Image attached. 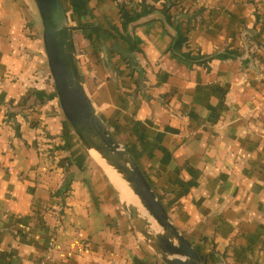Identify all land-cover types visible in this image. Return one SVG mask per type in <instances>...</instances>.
I'll use <instances>...</instances> for the list:
<instances>
[{
    "label": "crops",
    "instance_id": "1",
    "mask_svg": "<svg viewBox=\"0 0 264 264\" xmlns=\"http://www.w3.org/2000/svg\"><path fill=\"white\" fill-rule=\"evenodd\" d=\"M173 1L62 0L84 87L205 264H264V0ZM32 3L0 0V264H163L69 127Z\"/></svg>",
    "mask_w": 264,
    "mask_h": 264
},
{
    "label": "water",
    "instance_id": "2",
    "mask_svg": "<svg viewBox=\"0 0 264 264\" xmlns=\"http://www.w3.org/2000/svg\"><path fill=\"white\" fill-rule=\"evenodd\" d=\"M33 1L41 19L43 42L61 111L78 141L105 172L134 231L166 264H205L174 224L134 157L89 98L62 0ZM121 182L129 195L121 189Z\"/></svg>",
    "mask_w": 264,
    "mask_h": 264
},
{
    "label": "rangeland",
    "instance_id": "3",
    "mask_svg": "<svg viewBox=\"0 0 264 264\" xmlns=\"http://www.w3.org/2000/svg\"><path fill=\"white\" fill-rule=\"evenodd\" d=\"M33 5H34V3H32ZM34 10H36L37 11V16H38V22H39V24L41 25V19H40V16H39V13H38V10H37V7H36V5L34 6ZM100 168V167H99ZM101 169V168H100ZM103 172V174H104V171H102ZM118 202H119V200H118ZM119 204H120V202H119ZM121 205V204H120ZM121 207H122V209L125 211V214H126V217L129 219V215H128V213L126 212V210L123 208V206L121 205ZM142 242V241H141ZM145 245V244H144ZM160 262H162V261H160ZM163 264H165L164 262H162Z\"/></svg>",
    "mask_w": 264,
    "mask_h": 264
},
{
    "label": "trees",
    "instance_id": "4",
    "mask_svg": "<svg viewBox=\"0 0 264 264\" xmlns=\"http://www.w3.org/2000/svg\"><path fill=\"white\" fill-rule=\"evenodd\" d=\"M165 9H169L174 5V1L173 0H165Z\"/></svg>",
    "mask_w": 264,
    "mask_h": 264
},
{
    "label": "bare ground",
    "instance_id": "5",
    "mask_svg": "<svg viewBox=\"0 0 264 264\" xmlns=\"http://www.w3.org/2000/svg\"><path fill=\"white\" fill-rule=\"evenodd\" d=\"M119 184L121 185V189H123V190H124L125 192H127V194L129 195V193H130V192H129V190H128V189H126V187H125L124 183H123V182H121V183H119ZM128 192H129V193H128ZM127 194H126V196L129 198L130 196H128Z\"/></svg>",
    "mask_w": 264,
    "mask_h": 264
},
{
    "label": "built area",
    "instance_id": "6",
    "mask_svg": "<svg viewBox=\"0 0 264 264\" xmlns=\"http://www.w3.org/2000/svg\"><path fill=\"white\" fill-rule=\"evenodd\" d=\"M0 231H1V228H0Z\"/></svg>",
    "mask_w": 264,
    "mask_h": 264
}]
</instances>
